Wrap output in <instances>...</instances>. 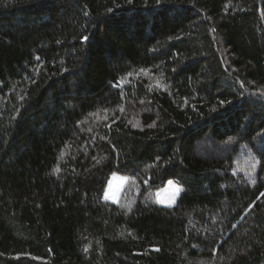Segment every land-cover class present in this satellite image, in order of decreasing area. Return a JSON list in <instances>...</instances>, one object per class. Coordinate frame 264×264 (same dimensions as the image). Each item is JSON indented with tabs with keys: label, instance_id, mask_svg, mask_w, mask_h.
<instances>
[{
	"label": "trees",
	"instance_id": "obj_1",
	"mask_svg": "<svg viewBox=\"0 0 264 264\" xmlns=\"http://www.w3.org/2000/svg\"><path fill=\"white\" fill-rule=\"evenodd\" d=\"M262 93L264 0H0V264H264Z\"/></svg>",
	"mask_w": 264,
	"mask_h": 264
},
{
	"label": "rangeland",
	"instance_id": "obj_2",
	"mask_svg": "<svg viewBox=\"0 0 264 264\" xmlns=\"http://www.w3.org/2000/svg\"><path fill=\"white\" fill-rule=\"evenodd\" d=\"M127 181L128 178L123 175L120 174L111 175L110 179L108 180V184L104 193V200L109 201L111 203H117L119 201L120 195ZM170 181L171 184L169 183ZM177 187L181 189V187L178 185L176 180L170 179L163 188L156 191L155 198L157 204L162 207L173 206L180 193V192L179 193L175 192V189ZM173 196H175L174 200H173ZM170 201L172 202L170 203Z\"/></svg>",
	"mask_w": 264,
	"mask_h": 264
},
{
	"label": "snow or ice",
	"instance_id": "obj_3",
	"mask_svg": "<svg viewBox=\"0 0 264 264\" xmlns=\"http://www.w3.org/2000/svg\"><path fill=\"white\" fill-rule=\"evenodd\" d=\"M88 39H89L88 36H84V37L82 38V41H87ZM241 87H243V85H241ZM262 94H264V93H262ZM250 159L255 160L254 157H250ZM245 163H247V161H246ZM258 163H259V161H255V162H253V163L251 164V169H252L253 171L256 169ZM233 174L235 175V172H234ZM251 174H252L251 172H246V173H245V175L248 176V177H251ZM251 182H252V183H255L254 180L251 181ZM169 183L171 184V181H170ZM180 191H181V189H180L179 187H177V188L175 189V192H176V193H179ZM261 195L264 196V193H261ZM106 198H107V197H106ZM174 199H175V196H173V200H174ZM171 202H172V201H170V203H171ZM155 250L158 251V249H155ZM84 251L87 252V251H88V248L85 247Z\"/></svg>",
	"mask_w": 264,
	"mask_h": 264
}]
</instances>
